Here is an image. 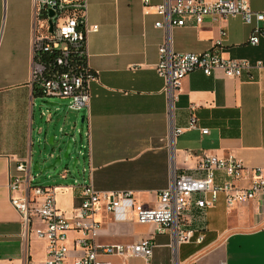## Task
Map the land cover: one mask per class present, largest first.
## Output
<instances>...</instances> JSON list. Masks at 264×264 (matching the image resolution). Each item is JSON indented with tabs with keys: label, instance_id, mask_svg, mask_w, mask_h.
I'll use <instances>...</instances> for the list:
<instances>
[{
	"label": "crops",
	"instance_id": "0c3cea01",
	"mask_svg": "<svg viewBox=\"0 0 264 264\" xmlns=\"http://www.w3.org/2000/svg\"><path fill=\"white\" fill-rule=\"evenodd\" d=\"M32 1L0 0V264H43L45 259V240L34 234L26 240L20 236V215L9 199V178L18 173L16 165L21 161L29 163L34 184L59 187L56 206L66 215L79 205L80 184L85 180H91L99 192H130L136 202L153 208L173 170L203 175L197 164L204 154H230L247 168L264 167V37L250 45L252 26L240 16L217 20L206 16L197 25L188 20L183 26L166 28L155 25L162 17L154 8L145 12L141 0H87V22L98 26L88 35V64L97 72V80L91 83L87 115L85 110L68 111L61 97H41L33 90ZM149 1L159 4L163 0ZM248 2L253 10L264 11V0ZM260 26L264 27V21ZM217 40L223 58L260 60L263 67L236 78L220 69L210 75L199 69L190 72L181 80L169 117L164 80L155 70L159 46L168 42L175 52L197 53ZM191 115L197 119L196 126L188 128ZM171 126L183 130L169 142ZM70 128L79 129V136ZM51 135L61 153L73 136L76 152L81 144L86 146L78 166L81 182L63 165L58 176L69 183L53 182V176L40 172L53 160L42 159L50 149ZM214 179L216 183L230 180L220 170L214 171ZM237 183L244 186L246 180ZM95 218L100 222L93 237L96 243H133L143 238L154 243L149 260L100 255L111 264H187L193 260L198 264H264V206L253 201L229 206L220 193L213 207L191 208L188 218L204 239L177 246L171 230L157 232L154 224L115 221L102 206ZM79 235L69 232L72 249V238ZM74 255L72 250L69 261Z\"/></svg>",
	"mask_w": 264,
	"mask_h": 264
},
{
	"label": "built area",
	"instance_id": "2783aa9c",
	"mask_svg": "<svg viewBox=\"0 0 264 264\" xmlns=\"http://www.w3.org/2000/svg\"><path fill=\"white\" fill-rule=\"evenodd\" d=\"M141 1L145 12L154 8L162 17L155 23L157 27L183 26L188 20L197 25L206 16L217 20L238 15L252 26L247 41L250 45H256L264 37V27L260 26L264 11L253 10L248 0H163L159 4ZM32 3L30 82L33 89L41 97H61L67 101L68 109L85 110L88 115L91 83L97 80V72L88 64V35L98 26L87 22V0H33ZM220 44L217 40L209 49L197 53L175 52L168 42L159 46L155 70L164 80L169 117L181 80L190 72L199 69L210 75L220 69L226 76L236 78L244 71L263 67L260 60L252 63L248 59L223 58L219 54ZM196 120L191 115L187 127H195ZM182 130L171 126L167 140L172 142ZM202 133H207V129ZM85 135L88 148L89 125ZM86 146H79V156H84ZM16 170L18 173L11 175L8 183L10 203L20 215V236L26 240L34 234L45 240L43 264H111L100 255L150 259L154 247L151 238L133 243L95 242L93 237L100 228L95 214L100 206L115 221L154 224L157 232L171 230L174 246L203 241V232H195L189 212L193 207L200 210L213 207L220 193L229 206L251 201L264 206V167L247 168L230 154L223 157L204 154L197 164V170L203 172L200 177L173 170L168 186L158 193L157 205L153 208L136 202L130 192H99L91 180H85L80 184L81 201L71 215L56 206L58 186L34 184L27 161L19 162ZM215 170L223 171L230 180L216 183ZM243 180H246L244 186L237 183ZM71 231L82 233L72 238L73 249L68 243ZM72 250L75 255L69 261ZM187 264L198 263L193 260Z\"/></svg>",
	"mask_w": 264,
	"mask_h": 264
},
{
	"label": "water",
	"instance_id": "95a60500",
	"mask_svg": "<svg viewBox=\"0 0 264 264\" xmlns=\"http://www.w3.org/2000/svg\"><path fill=\"white\" fill-rule=\"evenodd\" d=\"M49 14L52 15V11H49ZM75 138L74 136L66 141V146L61 153V147H55V141H54V135H51L48 140V144L50 145V149L48 152H46L43 156V161H47L51 157L53 158L52 162L46 166H44L40 172L42 173H51L53 172L58 166L63 165L66 168H70L71 171L73 172L75 177H79V169H78V163H79V156H71L72 148L75 145ZM57 150L58 153L54 155V151ZM41 152L44 151V147L40 149ZM71 158V165H69L68 162H63L67 158ZM34 170H39L37 164L34 166Z\"/></svg>",
	"mask_w": 264,
	"mask_h": 264
},
{
	"label": "rangeland",
	"instance_id": "374dc122",
	"mask_svg": "<svg viewBox=\"0 0 264 264\" xmlns=\"http://www.w3.org/2000/svg\"><path fill=\"white\" fill-rule=\"evenodd\" d=\"M68 111H70L69 109H67ZM71 130V133H73V135H75V136H79L78 135V132L76 131V129H72V128H70ZM75 149H76V145H74L73 146V148H72V152H71V156H79L78 155V153L75 151ZM79 160H80V162H79V167L81 168V162H82V156H79ZM65 162H68L69 163V165L71 164V158L69 157V158H67L66 160H64ZM61 169V166H58L53 172H51V173H46L44 176H53L54 178V180H53V182H55V181H57V182H62V183H69V180H67V179H61L59 176H58V172H59V170ZM34 175L37 177L38 176V171L36 170V171H34ZM78 179V181L79 182H81L82 180H83V176H80V177H78L77 178ZM43 180H46V178L44 177L43 178ZM37 181H40V180H37ZM47 181H49V182H51L52 181V179H47Z\"/></svg>",
	"mask_w": 264,
	"mask_h": 264
},
{
	"label": "trees",
	"instance_id": "16d2710c",
	"mask_svg": "<svg viewBox=\"0 0 264 264\" xmlns=\"http://www.w3.org/2000/svg\"><path fill=\"white\" fill-rule=\"evenodd\" d=\"M33 90H34L35 94H37V92L35 91V89H33Z\"/></svg>",
	"mask_w": 264,
	"mask_h": 264
}]
</instances>
